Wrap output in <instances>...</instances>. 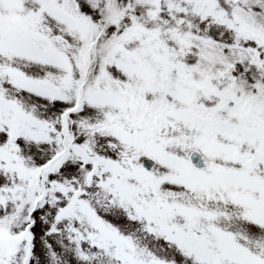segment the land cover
<instances>
[{
    "label": "snow or ice",
    "instance_id": "6c2138e0",
    "mask_svg": "<svg viewBox=\"0 0 264 264\" xmlns=\"http://www.w3.org/2000/svg\"><path fill=\"white\" fill-rule=\"evenodd\" d=\"M0 264H264V0H0Z\"/></svg>",
    "mask_w": 264,
    "mask_h": 264
}]
</instances>
